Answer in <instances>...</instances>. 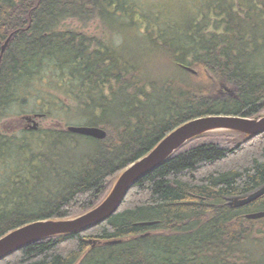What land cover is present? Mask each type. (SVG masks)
Wrapping results in <instances>:
<instances>
[{
	"label": "trees",
	"instance_id": "obj_1",
	"mask_svg": "<svg viewBox=\"0 0 264 264\" xmlns=\"http://www.w3.org/2000/svg\"><path fill=\"white\" fill-rule=\"evenodd\" d=\"M193 7L174 22L141 18L152 43L138 53L61 30L68 20L113 23L137 8L128 0H0V238L97 208L127 167L187 122L264 116V0ZM27 112L108 136L68 124L12 129ZM263 185L264 133L206 132L136 181L106 221L0 264H264V219L247 218L264 196L230 205Z\"/></svg>",
	"mask_w": 264,
	"mask_h": 264
},
{
	"label": "water",
	"instance_id": "obj_2",
	"mask_svg": "<svg viewBox=\"0 0 264 264\" xmlns=\"http://www.w3.org/2000/svg\"><path fill=\"white\" fill-rule=\"evenodd\" d=\"M10 40L11 36L3 46V53L5 52ZM42 118H44L43 114L23 117V119L30 124V130H38V120ZM219 130H238L249 135H260L264 133V116L260 119L243 117H208L192 120L181 125L167 135L156 148L147 154V156L127 167L117 181L111 194L97 208L74 219L34 222L20 227L1 237L0 259L35 241L56 235L78 233L106 221L117 212L126 198L130 188L136 181L161 166L176 150L182 147L193 137L206 132ZM67 131L97 140H105L108 136L107 132L101 127L87 125H69L67 127ZM263 196L264 185L249 195L236 198L233 205L235 207H243L257 201ZM247 218H264V211L249 213ZM152 224L153 223H142V225L146 226H150ZM121 242V240H114L105 242L104 244L114 245ZM94 244L96 245L98 242H95ZM99 244H102V242L99 241Z\"/></svg>",
	"mask_w": 264,
	"mask_h": 264
},
{
	"label": "rangeland",
	"instance_id": "obj_3",
	"mask_svg": "<svg viewBox=\"0 0 264 264\" xmlns=\"http://www.w3.org/2000/svg\"><path fill=\"white\" fill-rule=\"evenodd\" d=\"M197 1L198 0H128V2L135 4L137 8L118 14L117 20L113 23L107 24L102 20H96L85 25L77 20H68L62 25L61 30H75L91 36H98L103 38V40L109 39L115 46H126L131 51L141 53L146 49H150V43H152L145 35L143 22H139L141 18H143V20L151 18L156 21L160 19L163 22H174L179 20V18L181 19L184 15H187L184 10L194 8L193 5H195ZM33 115L35 114L30 112L26 114V116ZM12 122L11 128L14 130L18 128L29 129L30 124L22 117L14 119ZM38 122L39 129L57 125L64 127L67 124L82 126L80 124H75L76 122L68 123L67 120L60 118L58 113H56L54 117L44 116V118L39 119ZM263 210L264 206H260L254 208L252 211L254 213ZM259 248L264 253V239Z\"/></svg>",
	"mask_w": 264,
	"mask_h": 264
},
{
	"label": "bare ground",
	"instance_id": "obj_4",
	"mask_svg": "<svg viewBox=\"0 0 264 264\" xmlns=\"http://www.w3.org/2000/svg\"><path fill=\"white\" fill-rule=\"evenodd\" d=\"M161 141H162V140H161ZM161 141H159L158 144H159ZM158 144H157V145H158ZM157 145L155 146V148L157 147ZM148 154H149V153H148ZM146 156H147V155H146ZM144 157H145V156H144ZM126 169H127V168H126ZM126 169H125V170H126ZM125 170H124V171H125ZM124 171H123V172H124ZM122 174H123V173H122ZM122 174L120 175V177L122 176ZM147 174H148V173H147ZM144 176H145V175H144ZM120 177H119V178H120ZM141 178H142V177H141ZM118 180H119V179H118ZM234 200H235V199H234ZM234 200L230 202V205H231V206H234V205H233ZM263 211H264V210H263ZM259 212H262V211H259ZM261 219H264V218H261ZM253 220H260V219H253Z\"/></svg>",
	"mask_w": 264,
	"mask_h": 264
}]
</instances>
